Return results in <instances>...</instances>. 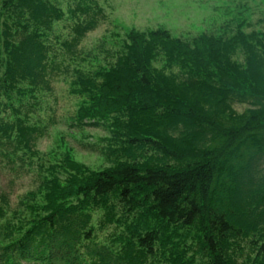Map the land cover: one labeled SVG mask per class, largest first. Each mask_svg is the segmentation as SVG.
Listing matches in <instances>:
<instances>
[{"label": "trees", "instance_id": "trees-1", "mask_svg": "<svg viewBox=\"0 0 264 264\" xmlns=\"http://www.w3.org/2000/svg\"><path fill=\"white\" fill-rule=\"evenodd\" d=\"M93 9H69L66 53L83 54ZM66 17L58 0L0 2V155L12 169L38 156L33 112L53 91L50 37ZM245 27L133 30L114 62L74 68V124L109 132V166H39L15 211L0 192V264H264V30ZM95 210L101 230L120 229L110 243Z\"/></svg>", "mask_w": 264, "mask_h": 264}, {"label": "rangeland", "instance_id": "rangeland-1", "mask_svg": "<svg viewBox=\"0 0 264 264\" xmlns=\"http://www.w3.org/2000/svg\"><path fill=\"white\" fill-rule=\"evenodd\" d=\"M58 1L62 3L67 17L57 23L55 35L50 37L51 54L55 58V71L51 74L53 91L42 97L41 109L33 112V122L42 130V135L36 141L38 156L31 161L27 159L23 168L17 161L13 167L15 169H12L0 155V192L10 195L12 211L18 208L23 197L37 189L39 166H42L41 172H44L49 167H58L62 160L64 164L67 157L93 172L109 166L105 150L108 147L109 132L103 128L82 129L74 124L81 101L77 95L70 93L74 68L82 66L87 71H96L114 62V55L124 50L126 34L133 30L147 32L164 28L174 37L183 39L202 33H224L227 27L232 33L242 22L246 23L247 32L264 30V0H85L94 7L90 16L96 17L100 23L78 47L83 54L74 57L66 53L59 41L71 39L73 26L78 21V18H71L69 9L86 2ZM79 18L86 20L87 16L80 15ZM56 36L59 38L56 39ZM83 57L86 58L84 63L81 62ZM160 66L157 64V67ZM235 108L243 112L249 106L236 104ZM59 171L66 172L64 169ZM63 178L68 176L63 175ZM38 200L41 201V197ZM41 203L43 205L46 202ZM104 214V210L93 211V223L98 241L110 243L120 229L109 225L101 230Z\"/></svg>", "mask_w": 264, "mask_h": 264}]
</instances>
